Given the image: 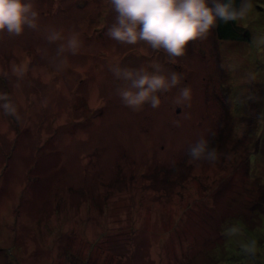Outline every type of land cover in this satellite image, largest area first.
<instances>
[{"label":"rangeland","instance_id":"rangeland-1","mask_svg":"<svg viewBox=\"0 0 264 264\" xmlns=\"http://www.w3.org/2000/svg\"><path fill=\"white\" fill-rule=\"evenodd\" d=\"M31 3L36 28L0 33V264H264V0L249 41L216 25L178 58L111 39V0ZM153 62L190 98L125 106L112 67Z\"/></svg>","mask_w":264,"mask_h":264},{"label":"clouds","instance_id":"clouds-1","mask_svg":"<svg viewBox=\"0 0 264 264\" xmlns=\"http://www.w3.org/2000/svg\"><path fill=\"white\" fill-rule=\"evenodd\" d=\"M116 13L115 22L107 35L116 41L131 45L147 42L154 50H162L170 58L183 57L194 42L214 29L218 21L225 23L242 19L251 8V0H242L239 8L234 0H111ZM39 12L31 0H0V33L19 35L25 28H36ZM49 41L63 40L60 51L75 54L80 47L78 34L62 37L60 32L51 31ZM159 62H153L152 70L131 69L120 66L111 71L118 80L125 82L117 89L121 102L132 109L149 105L153 109L162 104V93L178 90L177 102L190 98V89L180 87V76L172 71L164 74ZM11 111L8 103L2 105ZM193 160L202 157L215 160V149L201 138L189 146Z\"/></svg>","mask_w":264,"mask_h":264},{"label":"trees","instance_id":"trees-1","mask_svg":"<svg viewBox=\"0 0 264 264\" xmlns=\"http://www.w3.org/2000/svg\"><path fill=\"white\" fill-rule=\"evenodd\" d=\"M242 0H234L235 7L239 8ZM237 21L223 22L218 21L216 32L221 41L230 42H247L249 41L248 33L241 27L237 26Z\"/></svg>","mask_w":264,"mask_h":264}]
</instances>
